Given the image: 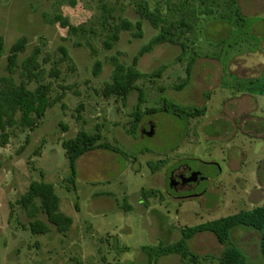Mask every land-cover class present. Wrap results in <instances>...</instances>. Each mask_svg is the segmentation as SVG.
I'll return each instance as SVG.
<instances>
[{
  "label": "rangeland",
  "instance_id": "374dc122",
  "mask_svg": "<svg viewBox=\"0 0 264 264\" xmlns=\"http://www.w3.org/2000/svg\"><path fill=\"white\" fill-rule=\"evenodd\" d=\"M107 1L118 19L132 24L111 50L101 36H69L53 22L63 16L74 26L101 32L100 0H0V37L5 41L0 77L9 76L10 48L26 37L29 43L20 61L40 48L44 82L52 84L53 98H62L33 130L9 129L6 145L0 133V264H150L144 249L176 243L183 228L264 205V0H246L239 18L226 13L224 19L201 18L196 33L183 40L189 51L181 62L177 59L183 50L177 45L163 44L141 54L157 30L142 21L136 4L162 0ZM136 58L147 76L137 84L143 95L134 91L126 100L104 98L114 62L129 67ZM191 59L196 60L192 79L177 90ZM96 63L102 65L98 75ZM163 66L159 79L148 78ZM54 70L58 75L52 76ZM15 79L19 81V72ZM164 100L186 108L207 107V112L191 120L144 115L162 107ZM138 106L142 121L134 137L129 131ZM97 127L101 142L121 153H87L72 179L62 143ZM157 164L161 167L153 172ZM181 165L204 176L197 191L183 199L167 185L169 172ZM32 182L54 186L61 210L74 222L69 232L31 231L18 200ZM151 190L157 197L144 201L143 192ZM39 219L47 222L43 215ZM214 238L196 235L189 241L195 254L211 258L200 264H218L213 257H220L224 247ZM233 240L250 264H264L257 233L236 231ZM157 264L188 263L169 255Z\"/></svg>",
  "mask_w": 264,
  "mask_h": 264
},
{
  "label": "trees",
  "instance_id": "16d2710c",
  "mask_svg": "<svg viewBox=\"0 0 264 264\" xmlns=\"http://www.w3.org/2000/svg\"><path fill=\"white\" fill-rule=\"evenodd\" d=\"M100 7L102 13L98 25L101 32L93 28L87 30L85 27L74 26L63 16H56L53 22L59 24L63 30H67L69 36L80 37L89 34L101 36L105 38V48L111 50L120 41L121 34L131 30L132 24L127 20L118 19L115 16V8L107 0H100ZM136 7L142 21L148 22L157 30V36L141 54L159 45H177L183 50L177 59L179 62L184 60L189 51L188 45L183 40L196 33L201 18L222 16L224 19L222 14L225 13L238 18L241 17L238 0H162L155 4L139 2ZM137 27L142 30V22ZM28 43V39L22 37L12 45L8 56L9 76L0 77L2 145L8 144L9 129L18 126L22 129L33 130L45 118L48 110L62 99L61 96L53 98L52 84L44 82L45 70L39 61L42 55L40 48H35L29 57L20 61L21 55L27 50ZM89 46L93 49L91 45ZM4 51L5 41L3 37H0V59ZM61 51L64 59L69 60L67 51L64 48H61ZM195 62V59L188 62L186 78L181 85L176 87L177 90L184 89L190 83ZM138 63L139 58H136L133 65L129 67L115 61L112 81L104 86L103 97L126 100L134 91H139L143 95L137 84L146 79L147 76L139 71ZM94 69V74L98 75L102 70V65L96 63ZM165 70L166 66H163L148 78L159 79ZM18 72L19 81L15 79ZM54 74L58 75V70H54L52 76H55ZM31 85H36L35 89H31ZM141 103L144 101L141 100ZM139 110L140 106L133 114V127L129 131L130 135L134 137L137 135V129L142 121ZM206 112L207 107L186 108L164 100L162 107L149 110L144 115L167 114L178 119L191 120L204 117ZM101 141V131L97 127L93 133L82 130L78 132L75 138L62 143L69 161L72 179H75L78 174L79 160L87 153L94 150L121 153L117 147ZM160 167V164L152 165L153 172L158 171ZM142 197L144 201H148L150 198L157 197V193L155 190L143 192ZM18 204L30 218V228L34 234H48L52 228H55L58 233L64 234L72 229L73 219L61 210V199L56 194L54 186L49 183L32 182L28 191L18 200ZM41 215L45 216L47 222L39 219ZM238 229L256 231L260 235L259 249L264 257V205L195 227L183 228L181 230L182 238L176 243L160 246L156 249L145 248L144 251L151 258L150 264H157L158 259L169 255H178L182 263L200 264L211 258L195 254L189 247V241L198 234L211 233L224 247L220 257H213L218 264H250L248 256L233 240V234Z\"/></svg>",
  "mask_w": 264,
  "mask_h": 264
},
{
  "label": "flooded vegetation",
  "instance_id": "af4514ba",
  "mask_svg": "<svg viewBox=\"0 0 264 264\" xmlns=\"http://www.w3.org/2000/svg\"><path fill=\"white\" fill-rule=\"evenodd\" d=\"M191 172H196L191 170L186 165L178 166L172 169L167 178V185L170 187V192L174 193L178 198L183 199V196H191L197 191L199 184L202 180L197 182H188V175ZM171 182H173V187H171Z\"/></svg>",
  "mask_w": 264,
  "mask_h": 264
},
{
  "label": "crops",
  "instance_id": "0c3cea01",
  "mask_svg": "<svg viewBox=\"0 0 264 264\" xmlns=\"http://www.w3.org/2000/svg\"><path fill=\"white\" fill-rule=\"evenodd\" d=\"M246 0H238V7H239V10H240V12H241V16L243 15V13L242 12H244V10H245V7H244V3L246 4V2H245ZM248 2H249V0H248ZM236 231H242V232H255V233H257L256 231H247V230H241V229H239V230H236ZM235 231V232H236ZM234 232V233H235ZM258 234V233H257ZM202 236V235H209V236H211L212 234L211 233H202V234H198L197 236ZM234 235V234H233ZM259 235V234H258ZM215 237V236H214ZM259 237H260V235H259ZM214 239H216V237L214 238ZM217 240V239H216ZM218 242V241H217ZM259 243H260V240H259ZM220 245V244H219ZM222 246V245H221ZM224 250V249H223ZM243 250V249H242ZM244 251V250H243ZM223 252V251H222ZM245 252V251H244ZM246 254V253H245ZM259 254H260V249H259ZM247 255V254H246ZM248 256V255H247ZM248 258H249V256H248Z\"/></svg>",
  "mask_w": 264,
  "mask_h": 264
},
{
  "label": "water",
  "instance_id": "95a60500",
  "mask_svg": "<svg viewBox=\"0 0 264 264\" xmlns=\"http://www.w3.org/2000/svg\"><path fill=\"white\" fill-rule=\"evenodd\" d=\"M154 134V132H153V130L151 131V133H150V135H153ZM204 178V176L201 174V173H199V172H191V173H189V175H188V182H197L198 180H202ZM171 187H173V182H171V185H170Z\"/></svg>",
  "mask_w": 264,
  "mask_h": 264
}]
</instances>
